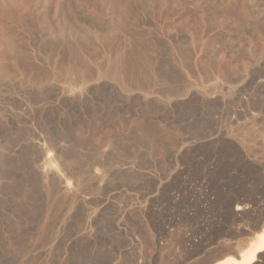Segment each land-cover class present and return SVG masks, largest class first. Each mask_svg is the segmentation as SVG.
I'll return each instance as SVG.
<instances>
[{"label":"rangeland","instance_id":"1","mask_svg":"<svg viewBox=\"0 0 264 264\" xmlns=\"http://www.w3.org/2000/svg\"><path fill=\"white\" fill-rule=\"evenodd\" d=\"M263 173L264 0H0L4 264H216Z\"/></svg>","mask_w":264,"mask_h":264},{"label":"bare ground","instance_id":"2","mask_svg":"<svg viewBox=\"0 0 264 264\" xmlns=\"http://www.w3.org/2000/svg\"><path fill=\"white\" fill-rule=\"evenodd\" d=\"M34 3V2H33ZM40 4V3H39ZM38 3H34L33 7H32V14L34 17V20L40 21L41 17L43 16V10L41 9V7L39 6ZM78 9V8H77ZM73 10V9H72ZM75 10V9H74ZM74 11H72L73 13ZM76 12V11H75ZM32 16V15H31ZM46 19V18H45ZM92 74V73H91ZM94 74V73H93ZM89 75V74H88ZM86 75V76H88ZM95 76V75H94ZM93 76V77H94ZM110 76V75H109ZM102 78V77H101ZM90 79V78H88ZM103 80V79H102ZM125 80V79H124ZM123 80V81H124ZM90 82V81H89ZM96 82V81H95ZM91 83V82H90ZM88 84V83H87ZM95 84V83H94ZM142 84V83H141ZM89 85V84H88ZM84 89V88H83ZM88 90V88H87ZM75 92V90H74ZM78 92V91H77ZM75 92V93H77ZM68 93V92H66ZM85 93V92H84ZM69 94V93H68ZM78 94V93H77ZM83 94V93H82ZM65 95V94H64ZM69 96V95H68ZM76 96V95H74ZM66 98V97H65ZM81 100V99H80ZM80 100L76 99V100H64L65 103L73 105L76 102H79ZM25 104V103H24ZM32 111V110H31ZM36 112V111H35ZM38 112V111H37ZM45 112V109L42 108L41 111H39V113L41 115H43V113ZM20 113V112H19ZM24 114V113H23ZM36 115V114H35ZM20 116V115H18ZM254 116V115H252ZM23 117V116H22ZM257 118V116H255ZM254 117V118H255ZM253 118V120H254ZM20 120V119H19ZM35 134V133H34ZM220 139V138H219ZM226 139V138H225ZM43 144L41 145L40 149H36L39 150L40 154H43L44 152H47L49 150V148L53 147L54 144L51 140H46L43 136L40 137L39 139ZM38 141V140H37ZM36 145V144H35ZM226 145V144H225ZM219 146V144H218ZM220 147V146H219ZM235 147V146H233ZM236 149V148H235ZM242 158V157H241ZM244 159V158H242ZM247 161V160H246ZM66 163L63 159L62 156V147H57L55 150V155H50L48 157V159L40 166V171H39V177L48 182L51 183L52 185H58L59 186V190L61 191L60 193H62V195L66 196L68 194L73 193L74 189L72 186V182H70V180L68 179L69 177H73L74 174L70 169H67L66 167ZM98 172V171H97ZM95 173V174H99L100 173ZM93 176V174H91ZM264 176V173H263ZM94 178V177H91ZM100 179V177H99ZM94 181V180H93ZM95 182V181H94ZM78 186V185H75ZM228 187V186H227ZM75 188V187H74ZM77 188V187H76ZM224 188V187H223ZM78 189V188H77ZM230 191V190H229ZM75 194V193H74ZM78 194V193H77ZM222 195V194H221ZM230 196V195H229ZM254 196V195H253ZM69 197V196H68ZM77 197V196H76ZM79 197V196H78ZM69 198H73L72 195ZM80 198V197H79ZM223 198V197H222ZM229 198V197H227ZM226 198V200H227ZM66 198L64 197V200ZM235 199V198H234ZM225 200V201H226ZM231 200V199H230ZM253 200V199H252ZM251 200V202H252ZM68 201V200H67ZM232 201V200H231ZM239 202V201H238ZM246 202V201H245ZM79 203V202H78ZM228 204V202H226ZM236 203V201H235ZM239 204V203H238ZM233 205V203H232ZM244 205V204H243ZM256 205V204H255ZM232 207V206H230ZM250 207V206H248ZM252 208V207H251ZM248 209V208H246ZM250 209V208H249ZM252 210V209H251ZM255 210V209H254ZM236 211L237 213H242L244 211V208L242 206H237L236 207ZM235 211V212H236ZM263 211V210H262ZM227 212V211H226ZM229 212V211H228ZM227 212V213H228ZM245 212V211H244ZM248 212V211H247ZM257 213V212H256ZM250 214V213H249ZM263 214V213H262ZM235 215V213H234ZM244 215V214H243ZM247 215V214H246ZM256 215V214H255ZM258 215V214H257ZM256 215V216H257ZM231 216V215H230ZM236 216V215H235ZM251 216V215H250ZM233 215H232V219H233ZM243 217V216H242ZM264 217V216H263ZM235 218V217H234ZM255 218V217H254ZM259 218V217H258ZM262 218V217H261ZM236 219V218H235ZM241 220V219H240ZM239 220V221H240ZM263 220V219H262ZM262 220H258L256 221L255 226V232L254 233H244L248 234L249 237V241L248 244L244 245L240 250H236L237 252H230L228 254H225L223 256H219L217 259H221L220 261H218L216 264H257L258 262H262V260H264V226L262 225ZM195 222V221H194ZM195 224V223H194ZM236 225V224H235ZM241 229V228H240ZM237 231V230H236ZM247 231H249L247 229ZM241 232V231H239ZM244 232V231H243ZM241 232V233H243ZM235 235V233H234ZM238 235H240L238 233ZM242 235V234H241ZM237 236V235H236ZM243 236V235H242ZM203 238V237H202ZM233 238V237H232ZM198 239V238H197ZM248 240V239H247ZM188 241H186L187 243ZM192 243V241H191ZM193 244V243H192ZM159 250V249H158ZM187 250V249H186ZM190 258V257H189ZM215 258V259H216ZM0 264H4L2 260H0ZM259 264V263H258Z\"/></svg>","mask_w":264,"mask_h":264}]
</instances>
